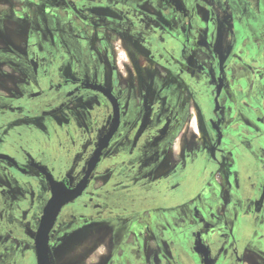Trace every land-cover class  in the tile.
<instances>
[{
    "label": "flooded vegetation",
    "instance_id": "obj_1",
    "mask_svg": "<svg viewBox=\"0 0 264 264\" xmlns=\"http://www.w3.org/2000/svg\"><path fill=\"white\" fill-rule=\"evenodd\" d=\"M83 26L132 28L148 54L139 65L155 66L124 81ZM103 140L50 233L52 264L72 224L89 227L80 251L96 264H264V0H0L1 254L17 237L38 264L52 198L41 169L76 188ZM101 235L119 242L104 262Z\"/></svg>",
    "mask_w": 264,
    "mask_h": 264
},
{
    "label": "rangeland",
    "instance_id": "obj_2",
    "mask_svg": "<svg viewBox=\"0 0 264 264\" xmlns=\"http://www.w3.org/2000/svg\"><path fill=\"white\" fill-rule=\"evenodd\" d=\"M132 1L135 2L137 0H132ZM96 10H98V12L101 11L102 13H105L110 17L121 19L120 15L115 11H105V9L102 8H97ZM82 25L80 27H82ZM84 28L86 29L87 31L86 33H88V36L91 39H93L94 47L97 49V51L100 54H103L105 51V54H103V58H102L103 66L106 65L109 68L110 66L115 67V63H116V69L118 70V74L120 77H122L124 81L129 79L130 76H133V72H137L140 74L143 71L151 70L152 66H155V64L152 61L148 60L147 58L143 60L142 66L139 65V61H141V54H143L144 56H148V54L140 46L138 42L139 39L134 37L136 35L135 32H130L132 28H129L127 34L126 33L115 34L109 29L96 30L91 27H84ZM21 39H23V37H21ZM97 39L100 40L99 45H97L98 44L96 41ZM109 49L112 51V55L114 54V57H111L109 55ZM146 62H148L150 65H148V63ZM149 76L152 77L151 72H149ZM126 83L131 85L130 82L126 81ZM201 130H204V127L200 118L194 117L193 119L191 118L187 121L185 136L186 138L189 139L190 148H192L193 150H197L201 147V143L197 141L199 139V132ZM179 143H181L183 147L182 139H179L176 144ZM173 153L179 155L177 152H173ZM96 185H99V183ZM93 189H95V187ZM14 195L17 194H15L14 192ZM41 199L42 196L40 200ZM117 202L120 201L117 200ZM42 203L43 200L40 204V207ZM79 213L81 212L76 211V214ZM147 217L148 214L146 213L145 218ZM37 219H38L37 216L34 217L33 222L35 223ZM65 219L67 222H70L69 218L66 217ZM9 223H13V222H9ZM14 229L19 237L22 238L24 237L22 233L23 231L21 230V228H18L16 224H14ZM105 229L106 228H104L103 231H105ZM88 230H89L88 226H82L80 224H72L69 227L65 228L59 235H57L56 242L54 244V251L55 254L58 257H60L59 261L61 264H86L88 263V261H90V259L92 260L90 262H93L95 264L97 263L94 260L95 259L94 257L88 259V255H89L88 251H84L83 253H81L80 251L82 247L83 250L84 249L86 250L90 246L88 244V237H87L88 234H86ZM4 236L10 237V235L6 232L4 233ZM113 237L114 236H111V238L109 239L103 238L102 235L98 237L100 239L99 240L100 242L96 245L98 250L96 255L98 256L99 259H101L102 262L106 260V257L108 259L111 250L115 248V245L119 244L118 240H116ZM9 239L13 242V245L10 247L11 249L9 251L7 252L5 251L6 253H2V254L0 253L1 264H12V263L15 264V262H20L22 264H34V257H33L34 254L31 245L30 244L25 245L23 242L20 241L21 239H18L17 237L15 238L10 237ZM147 240H148L147 250H149V247H151L152 245V239L147 238Z\"/></svg>",
    "mask_w": 264,
    "mask_h": 264
},
{
    "label": "water",
    "instance_id": "obj_3",
    "mask_svg": "<svg viewBox=\"0 0 264 264\" xmlns=\"http://www.w3.org/2000/svg\"><path fill=\"white\" fill-rule=\"evenodd\" d=\"M106 145L107 141L103 140L95 156L90 161L85 178L76 188H68L65 184L54 181L52 176L45 169H41L51 183L52 198L44 212L40 228L36 235L38 264H52L49 248L50 233L62 208L81 196L87 188L92 172L96 168Z\"/></svg>",
    "mask_w": 264,
    "mask_h": 264
},
{
    "label": "bare ground",
    "instance_id": "obj_4",
    "mask_svg": "<svg viewBox=\"0 0 264 264\" xmlns=\"http://www.w3.org/2000/svg\"><path fill=\"white\" fill-rule=\"evenodd\" d=\"M182 150H183V147H182L181 143H179V144H176L174 146L172 151L177 152L179 155H182V152H183Z\"/></svg>",
    "mask_w": 264,
    "mask_h": 264
}]
</instances>
